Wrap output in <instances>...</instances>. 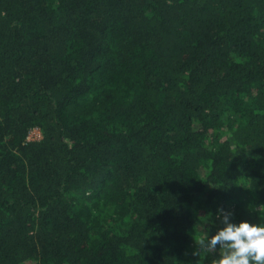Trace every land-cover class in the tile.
I'll return each mask as SVG.
<instances>
[{"label": "trees", "instance_id": "obj_1", "mask_svg": "<svg viewBox=\"0 0 264 264\" xmlns=\"http://www.w3.org/2000/svg\"><path fill=\"white\" fill-rule=\"evenodd\" d=\"M219 209L264 224V0H0V264H210Z\"/></svg>", "mask_w": 264, "mask_h": 264}, {"label": "clouds", "instance_id": "obj_2", "mask_svg": "<svg viewBox=\"0 0 264 264\" xmlns=\"http://www.w3.org/2000/svg\"><path fill=\"white\" fill-rule=\"evenodd\" d=\"M223 227L198 241V252L215 254L210 264H264V224L231 222L232 212L218 210Z\"/></svg>", "mask_w": 264, "mask_h": 264}, {"label": "built area", "instance_id": "obj_3", "mask_svg": "<svg viewBox=\"0 0 264 264\" xmlns=\"http://www.w3.org/2000/svg\"><path fill=\"white\" fill-rule=\"evenodd\" d=\"M41 138V133L38 128L31 129L26 137L27 142L38 141Z\"/></svg>", "mask_w": 264, "mask_h": 264}, {"label": "rangeland", "instance_id": "obj_4", "mask_svg": "<svg viewBox=\"0 0 264 264\" xmlns=\"http://www.w3.org/2000/svg\"><path fill=\"white\" fill-rule=\"evenodd\" d=\"M232 196H233V201H232V203H233V202H244V201H246V198H248V196H246V194H240V193L237 192V191H234L233 194H232ZM26 264H33V263L28 262V263H26Z\"/></svg>", "mask_w": 264, "mask_h": 264}]
</instances>
